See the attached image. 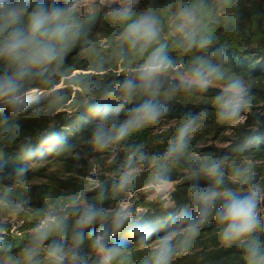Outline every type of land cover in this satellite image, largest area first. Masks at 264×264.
<instances>
[{"label":"trees","instance_id":"obj_1","mask_svg":"<svg viewBox=\"0 0 264 264\" xmlns=\"http://www.w3.org/2000/svg\"><path fill=\"white\" fill-rule=\"evenodd\" d=\"M81 1L56 0L61 5ZM185 9L196 14L197 38H211L212 44L207 48L180 46L183 35L177 31V26L182 22ZM133 11L136 16L149 14L157 19L159 42L167 44L175 62V69L165 77L164 88L157 98L167 111L155 123L144 126L123 141L106 148L93 144L90 130L95 118L81 106L84 97L79 81H93L115 88L143 57L127 53V58H122L115 37L124 25L114 21L108 9H96L83 16L78 11L77 19L83 29L81 39L51 83L29 82L27 87L33 93V101L18 115L7 109L0 111V118L7 116L10 123L20 126L18 133L0 136V194L10 186L9 199L20 206L16 211L0 206V264H26L23 250L31 240L33 229L48 211L64 208L80 192H85L89 202L98 206L101 204L98 196L103 193L102 204L110 212L118 210L131 192L136 193L135 204L130 210L152 228L154 239L163 233L168 219L180 209L188 208L195 214L190 206L189 188L197 179L202 186L210 185L203 175L193 176L194 170L206 159L222 162L224 188L246 192L248 183L242 185L241 182L247 177L248 182H255L264 190V0H139ZM216 48L223 50V58L212 55ZM197 58L218 65L223 76L214 80L206 91L179 87ZM0 68H3L2 64ZM234 78L243 80L248 89V104L237 120L221 121L215 99ZM53 87L61 92L59 101L54 99L55 94H49ZM173 88L175 90L169 92ZM142 99L137 97L127 107ZM104 102L117 101L112 98ZM202 111L206 114L190 136L187 151L178 162L168 165L169 182L175 184L169 195L170 204L167 205L165 200H149L154 190L146 191L144 187L158 185L153 183L152 158L166 152L186 114ZM120 115L123 118L124 112ZM163 127H167L165 131L155 133ZM53 132L64 140L63 146L54 147ZM140 153L145 155L148 163L140 167L142 171L135 182L125 191L113 192L112 186L121 172ZM85 154L97 160L102 159L101 155L110 159L115 154L105 169L108 175H95L96 184L81 178L91 177L92 166L83 159ZM21 166L28 172L21 182H17L10 174ZM53 167L61 174H50L49 169ZM260 212L264 215V202ZM15 217H24L26 222L12 233L11 220ZM71 224L72 220L69 229ZM221 229L222 225L211 216L187 242L184 236L177 237L173 242L176 251L171 264H247L245 248L239 242L225 244ZM255 235L264 241V232ZM115 240L126 247L113 264H145L151 255L150 247L139 246L136 238L126 232L117 235ZM48 243L46 241L41 247L33 264H50L46 254ZM82 251L87 255V264H96L87 242Z\"/></svg>","mask_w":264,"mask_h":264},{"label":"clouds","instance_id":"obj_2","mask_svg":"<svg viewBox=\"0 0 264 264\" xmlns=\"http://www.w3.org/2000/svg\"><path fill=\"white\" fill-rule=\"evenodd\" d=\"M79 7L77 2L61 5L56 0H0V64L3 65L0 68V111L7 109L18 115L26 110L33 101L28 83L40 80L49 84L52 77L58 74L82 36V25L77 19ZM133 8L131 0H122L118 7L111 9L110 16L124 25L115 37L122 58H127L126 54L131 53L143 57L142 62L115 88L101 86L93 81H79L84 97L81 106L87 108L95 118L90 138L99 148L125 140L144 126L155 123L167 111L157 98L164 88L165 77L176 65L169 55L167 44L159 42L157 19L149 14L136 16ZM195 24V12L185 9L182 22L177 26V31L183 35L181 47L198 46L204 49L212 44L210 37L197 38ZM212 55L223 58L225 53L216 48ZM222 78L218 65L205 58H197L179 87L206 91L214 80ZM172 90L175 89L169 92ZM49 94H55L56 101L62 99L60 90L55 87L49 90ZM137 97H143L142 101L127 107ZM248 97L249 92L243 80L231 79L215 99L219 120H237L248 104ZM112 98L117 102H104ZM121 112H124L123 118ZM205 114L204 111L186 114L166 152L152 158L154 184L169 183L168 165L178 162L185 154L189 138ZM19 127V124L10 123L7 116L0 118V136L18 133ZM51 140L54 147L65 143L55 132ZM146 163L148 161L143 153L130 160L113 184L112 191L127 190L137 179L140 167ZM27 172L28 169L21 166L10 175L21 182ZM200 175L211 183L202 186L197 179L190 186V206L195 214L188 208L180 209L168 219L163 233L154 239L152 228L138 219L128 207L121 206L110 212L102 204L103 193L98 196L101 201L98 206L89 202L85 192H80L64 208L46 213L42 222L33 229L31 240L23 250L24 260L26 264H33L41 247L49 241L46 254L50 264H87V255L82 251L87 242L96 264H113L123 255L126 247L115 237L126 232L136 238L139 246L151 248V255L145 264H171L176 251L173 242L177 237L184 236L187 242L209 217L214 216L216 222L222 225L220 235L225 244L239 242L245 248L247 264H264V241L255 235L264 232V215L260 212L264 190L255 182H248L247 177L241 182L242 185L248 183L246 192L224 188L225 174L220 160L206 159L193 172L194 177ZM10 193L9 186L0 194V206L16 211L20 206L9 199Z\"/></svg>","mask_w":264,"mask_h":264},{"label":"rangeland","instance_id":"obj_3","mask_svg":"<svg viewBox=\"0 0 264 264\" xmlns=\"http://www.w3.org/2000/svg\"><path fill=\"white\" fill-rule=\"evenodd\" d=\"M139 0H131V3L133 6H136ZM122 3V0H82L79 2L80 7L78 9L79 13L83 16L84 14H89L96 9H103L106 8L108 9V12L110 13L112 8L118 7ZM167 127L160 128L155 131V133H160L162 131H165ZM218 147H224L223 145L217 144ZM115 154L112 155L110 159H107V155H101L102 157L101 160H97L96 157L89 156L87 154L83 155V159L87 161V164L92 166L90 169V176L91 177H84L82 176L81 178L83 179H89L95 184L97 183V178L95 175H105L107 176L108 174L106 173L105 169L108 168V166L111 164V161ZM80 167L82 165H79ZM142 170H139V172ZM49 173L52 175H60L61 171L56 168H50ZM139 174V173H138ZM174 183L169 182L166 185H148L145 188V190H154L148 197L149 200H156V201H166V204L169 205V195L170 192L174 189ZM136 200V193H130L129 197L127 198L126 201L123 202L122 206L128 207L129 209L135 204ZM140 209V207H139ZM143 208H141L142 211Z\"/></svg>","mask_w":264,"mask_h":264},{"label":"built area","instance_id":"obj_4","mask_svg":"<svg viewBox=\"0 0 264 264\" xmlns=\"http://www.w3.org/2000/svg\"><path fill=\"white\" fill-rule=\"evenodd\" d=\"M141 211V209H139ZM26 222L24 217H15L11 220V232L16 233ZM42 222V221H41ZM40 222V223H41Z\"/></svg>","mask_w":264,"mask_h":264}]
</instances>
